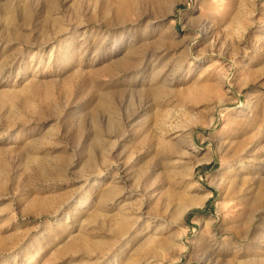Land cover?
Segmentation results:
<instances>
[{
    "label": "rangeland",
    "instance_id": "1",
    "mask_svg": "<svg viewBox=\"0 0 264 264\" xmlns=\"http://www.w3.org/2000/svg\"><path fill=\"white\" fill-rule=\"evenodd\" d=\"M212 1L0 0V264H264V0Z\"/></svg>",
    "mask_w": 264,
    "mask_h": 264
},
{
    "label": "bare ground",
    "instance_id": "2",
    "mask_svg": "<svg viewBox=\"0 0 264 264\" xmlns=\"http://www.w3.org/2000/svg\"><path fill=\"white\" fill-rule=\"evenodd\" d=\"M224 0H213L211 3H212V6L214 7L213 11L210 13V16L214 17L216 15L217 12H219L224 6H226L227 4L225 2H223ZM211 17V18H212ZM204 22V21H203ZM209 27V26H208ZM208 27H203L204 30H208ZM157 92V91H156ZM16 140V138H15Z\"/></svg>",
    "mask_w": 264,
    "mask_h": 264
}]
</instances>
